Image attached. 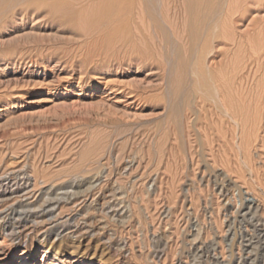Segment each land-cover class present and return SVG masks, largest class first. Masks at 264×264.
<instances>
[{"label": "rangeland", "instance_id": "374dc122", "mask_svg": "<svg viewBox=\"0 0 264 264\" xmlns=\"http://www.w3.org/2000/svg\"><path fill=\"white\" fill-rule=\"evenodd\" d=\"M105 1H0V175H30L5 183L19 190L0 211L49 204L93 229L78 252L61 254L44 249L45 225L16 229V239L0 230V264H264V242L248 253L237 240L264 229V0L245 1L224 43L193 60L218 79L241 40L230 64L249 107L235 141L222 137L220 109L195 91L192 72L193 102L173 109L169 66L148 46L140 1L129 24L127 2L115 14Z\"/></svg>", "mask_w": 264, "mask_h": 264}, {"label": "bare ground", "instance_id": "6f19581e", "mask_svg": "<svg viewBox=\"0 0 264 264\" xmlns=\"http://www.w3.org/2000/svg\"><path fill=\"white\" fill-rule=\"evenodd\" d=\"M0 1H3L5 3V4L3 3L4 5H2L4 6L3 9H6L8 6H11V4L13 3H18V2L22 3L23 1L25 2V0H0ZM106 1L105 3H107ZM108 1H109L108 4H110L111 7V9L108 10L109 12L111 11V13L114 12V10L112 11V8L114 9L118 8L116 12L118 10L121 11L122 6H125L127 4V6H125L127 10H124L125 8H123L122 9L123 11L121 12L123 14L127 12L126 15L131 13L130 14L131 17L127 16L126 18L127 20L125 21L126 24L132 22V14L135 13L133 9L138 0H108ZM139 1L141 4V9L144 13V16L143 15L142 16L145 18L146 22L147 19L149 20L148 22L149 24L146 25L147 26L146 28H149L150 30L148 36L151 39V41L150 39H148L147 35H146L147 38L144 35L145 36L144 38L146 39V43L148 40L150 41L149 43L150 45L148 44L146 45L151 46L149 48H152L153 52L155 51L156 53L162 55L164 59L167 61L169 66L167 70L168 71L167 81L170 87L169 88L170 89L169 92L171 96L170 104L172 105L173 109L179 108L183 104L184 100L190 102L192 100L193 102L194 91L192 88H189L187 85L188 76H189L188 74L192 72L193 74L196 75L195 91L202 92V94H200V97L203 100L208 97L214 99L215 103L218 105L220 109L221 119H222L220 124L222 125V129H223L222 137L223 135L225 136L227 134L228 135L230 134L232 139L234 140L236 138L237 131H240L242 129L243 122L242 123L240 122L241 121L240 118L244 117L243 109L245 108V106H247L245 103L246 98L244 96V93H242L243 91H241L243 88L241 89L240 81L242 80L243 77L241 78V76L239 75L238 72L239 70L237 69L238 64L235 65L237 61V53L240 51L241 48H243L241 47V42H240L241 40L240 41L235 40V42H233L234 44H232L233 48L231 47L232 48L231 50L226 51L223 54L222 58L220 59L219 69H218L220 76L218 77V79L215 78L214 75L215 73L212 67L207 68L206 66L196 63V61L194 62L193 60L196 59V57L198 58L199 55L202 56L204 53H207L209 50H211L212 48H210L209 45L215 39L219 40V42L221 43L222 42L224 43V39L228 37V33L225 32V29L228 27L227 26L228 21L232 23L233 21L240 20L242 18L241 13L244 12V10H246L247 8L246 6H243V3L245 1H252V0H139ZM122 2H127V3L125 5H122L121 4ZM104 4H102L101 6L104 7L106 6V8L109 7L108 4L107 5ZM120 6L121 8H119ZM3 12L4 11H2L1 9L0 15L1 13L3 14ZM239 12L240 14H238ZM118 13L119 12H117V14ZM123 24H125V22ZM229 51H231L232 55H230ZM232 61L235 62V64L233 63L234 66L230 64V62ZM191 64L193 66L192 70H191ZM248 74L249 71L247 75ZM244 92L248 93L245 95L249 96L251 91L249 90V88H246V91ZM247 103L248 105H250L249 102ZM225 145L227 146L226 141H225ZM27 170L28 169H23L22 170L23 172H21L20 174L10 173V174L0 175V201L6 199L9 194L16 193L19 190L18 187L11 188L6 184H11L13 181L15 184L17 180H21L22 184L30 182V175ZM99 177L101 176L98 174L92 176L87 182L88 185L89 184L93 185L96 181H98ZM69 178L73 180H68L66 182L67 185L61 188L64 189L66 187L67 188L73 187L76 177L72 176ZM82 182H84V180ZM64 190L65 191L63 192L67 193V190L66 189ZM37 205L39 206V204ZM22 206L24 205L22 204ZM252 207H253L252 205H247L244 209L250 210ZM39 208L36 209L38 210ZM54 208L55 207H51V205L48 204L44 208H41L40 211L38 212H32L28 210L27 211L18 210L13 207L12 208L9 207L6 210L5 208L1 209L0 230L3 231L6 235L10 236L11 238L16 239L18 237L17 235L18 233L16 229L28 228L33 225L35 226L36 224L45 225L46 226V229L44 231L45 238L42 240V243L47 244V246H44V249L49 251L53 249L55 250L56 254L67 252L69 249L70 250L72 249L71 253L78 252V250L82 248L81 243H79L82 240V238L86 236H89V238H91L93 236V229H91V225L88 222H86L83 225H80V223L75 224L73 216H66L63 218L58 217V215H54L53 212ZM56 216L58 218L54 219L53 217ZM252 234L256 235V237L254 238L251 237L246 239L248 233L243 231L238 235L237 238L239 242L238 244L241 247H243L242 248L243 250L248 251V253L253 252L252 249L249 250L250 247L254 248L256 244H260L264 242L263 228L254 229ZM97 250L98 247L95 248V253H97ZM248 259L250 258L248 257ZM177 264H184V263L182 261H179ZM211 264H222V263L219 262L218 260H215Z\"/></svg>", "mask_w": 264, "mask_h": 264}]
</instances>
